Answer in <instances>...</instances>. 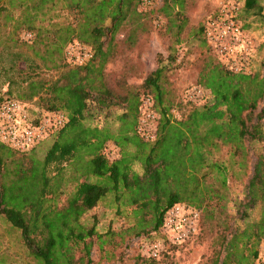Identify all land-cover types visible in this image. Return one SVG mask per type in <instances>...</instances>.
Returning a JSON list of instances; mask_svg holds the SVG:
<instances>
[{"label":"trees","instance_id":"16d2710c","mask_svg":"<svg viewBox=\"0 0 264 264\" xmlns=\"http://www.w3.org/2000/svg\"><path fill=\"white\" fill-rule=\"evenodd\" d=\"M71 1L70 8L77 9L84 20L76 36L91 44L92 55L81 64L70 62L49 85L29 80V93L25 94L30 98L44 89L46 96L40 97L43 110L63 111L66 122L36 163L21 166L0 159V215L19 231L28 254L38 264H92L91 238L96 231L93 224H83L80 217L107 196L124 205L149 206L152 230H158L164 212L172 204H192L210 195L220 196L212 183H205L212 170L215 174L210 178L219 180L220 187L225 185L226 166L206 159L217 145L229 146L231 155H238L244 142L261 143L244 182L243 206L250 208L263 202L264 74H234L219 65L208 68L200 82L210 90L213 101L189 110L177 120L168 114L170 104H162L161 69L156 67L139 84L141 95H150L152 106L159 112L154 138L145 139L136 129L140 93L130 87L121 94L114 92L105 84L102 73L111 56L114 34L121 24L133 23L131 19L136 23L128 28L130 34L125 39H134L140 17L135 4L140 0H115L111 5L107 0ZM160 1L161 7L168 8L182 7L184 0ZM243 8L253 10L264 20L257 0H243ZM244 83L253 85L255 96L260 98L258 110L254 101L241 100ZM113 108L119 110L114 131L106 125L84 123L88 111L108 115ZM108 141L118 148L117 156L111 159L103 151ZM0 152L11 151L0 144ZM134 164L140 171L133 168ZM67 183L71 184L69 192L64 190ZM63 192L62 205L49 203ZM246 216V210L239 214V218ZM262 227L264 212L258 223L251 222L223 237L221 257L217 254L213 264H253L258 258L256 246L264 241Z\"/></svg>","mask_w":264,"mask_h":264},{"label":"rangeland","instance_id":"374dc122","mask_svg":"<svg viewBox=\"0 0 264 264\" xmlns=\"http://www.w3.org/2000/svg\"><path fill=\"white\" fill-rule=\"evenodd\" d=\"M114 1L107 0V3L111 5ZM231 2L239 6L238 20L249 40L246 58L228 61V64L235 62L239 65L238 71L224 62L202 31L206 19ZM71 3V0H0V98L10 96L22 100L31 114L45 111L43 100H40V97L46 96L44 89L27 98L28 81H38L43 86L51 84L72 63L66 52L69 46L79 44L91 47L76 36L84 27V20L77 9L70 8ZM257 3L264 14V0H257ZM135 10L140 17L134 39L132 42L125 39L130 34L128 28L136 23L131 19L133 23L121 24L114 34L111 56L102 68L104 82L114 92L121 94L130 87L140 93V98L143 90L139 84L148 72L159 67L162 104H170L168 114L178 120L189 110L200 109L213 101L210 90L200 82L202 73L208 68L219 65L234 74L259 77L264 74V20L253 10L245 11L243 0H184L182 7L175 5L168 8L161 7L160 0H140L135 4ZM98 43L95 42V46ZM102 46H105L104 42ZM193 87L200 90L201 97L193 98L191 93L193 100H190L186 91ZM239 96L245 102L254 101L256 110L261 106L253 85L242 84ZM151 109L155 119L149 125L155 126L159 112L156 106ZM118 114L117 108L110 110L108 115L91 110L85 114L84 123L106 125L114 131ZM141 128L144 130L146 125ZM50 143L43 142L24 154L12 150L10 153L0 152V159L12 165L28 166L30 161L36 163L41 160ZM260 145L244 142L242 153L238 155H231L229 146L217 145L206 154L207 161L217 160L226 166L224 187H220L219 180L210 178L214 171L201 168V171L208 172L205 183H212L221 195H210L192 204L180 202L197 212L195 232L179 245H168L156 259L142 256L140 250L141 244L161 236L151 229L150 207L124 205L113 201L112 196L105 197L80 217L83 224H93L96 231L91 238L92 264H213L217 254L221 257L223 237L251 222L258 223L263 215L264 201L256 202L250 208L243 206L244 182L253 154L259 151ZM117 150L108 141L103 151L111 159L117 156ZM133 168L140 171L138 164H134ZM70 188V183L64 186L66 192ZM64 194H56L49 203L62 205ZM219 206H222V211H219ZM243 210H246L247 216L239 218ZM262 230L264 232V227ZM256 249L258 258L253 264H264L263 240L259 241ZM243 253L246 255V249ZM0 264H38L28 254L19 231L5 222L1 215Z\"/></svg>","mask_w":264,"mask_h":264},{"label":"built area","instance_id":"2783aa9c","mask_svg":"<svg viewBox=\"0 0 264 264\" xmlns=\"http://www.w3.org/2000/svg\"><path fill=\"white\" fill-rule=\"evenodd\" d=\"M238 12V5L234 2L228 3L221 6L202 25L205 38L226 64L230 59H245L249 54V40L238 20ZM66 52L72 63L76 64L83 63L92 55L90 47L79 44L69 46ZM228 65L237 71L240 67L235 62ZM186 93L190 100L201 97L198 88L193 87ZM191 93L194 94L193 98ZM140 102L136 129L145 139L152 140L155 131V126L149 125L155 119L151 109L152 100L149 96L142 95ZM28 109L26 103L10 96H4L0 100V144L19 154L51 141L66 122V115L61 110L31 114ZM145 125L143 130L141 126ZM197 218V212L192 207L182 203L172 204L164 212L162 223L156 230L161 236L141 244L142 256L156 259L168 245L181 244L195 232Z\"/></svg>","mask_w":264,"mask_h":264}]
</instances>
